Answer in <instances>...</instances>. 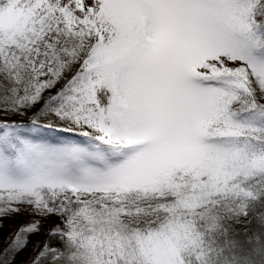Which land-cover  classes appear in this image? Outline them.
Wrapping results in <instances>:
<instances>
[{"label":"snow or ice","instance_id":"snow-or-ice-1","mask_svg":"<svg viewBox=\"0 0 264 264\" xmlns=\"http://www.w3.org/2000/svg\"><path fill=\"white\" fill-rule=\"evenodd\" d=\"M22 215L0 264H264V0H0Z\"/></svg>","mask_w":264,"mask_h":264},{"label":"rangeland","instance_id":"rangeland-1","mask_svg":"<svg viewBox=\"0 0 264 264\" xmlns=\"http://www.w3.org/2000/svg\"><path fill=\"white\" fill-rule=\"evenodd\" d=\"M28 219H30V217H28V216H25V215H22V216H20V217H17V218H14V219H12V220H9V221H7L6 222V226H10L11 228H14L15 226H17L19 223H21V222H25V221H27ZM50 223H52V221H47V222H45V224H44V227H45V229L50 225ZM10 224V225H9ZM240 226H242V225H240ZM240 226H238V227H240ZM11 228H10V230H11ZM0 236H3V235H0ZM4 236H5V234H4ZM44 235L42 234V235H39V236H33L31 239H32V241L33 242H37V241H42V240H44Z\"/></svg>","mask_w":264,"mask_h":264},{"label":"trees","instance_id":"trees-1","mask_svg":"<svg viewBox=\"0 0 264 264\" xmlns=\"http://www.w3.org/2000/svg\"><path fill=\"white\" fill-rule=\"evenodd\" d=\"M10 225V224H9ZM244 227V225L238 227V229L242 230ZM10 226H6L3 233L0 234V235H3V236H0V240L3 239L4 237V234L5 236L7 235L8 231L10 230ZM43 241V240H42ZM30 255H31V245L29 246L28 249L25 250V252L21 253L18 257H17V261H21L22 264H28V261L30 259Z\"/></svg>","mask_w":264,"mask_h":264}]
</instances>
